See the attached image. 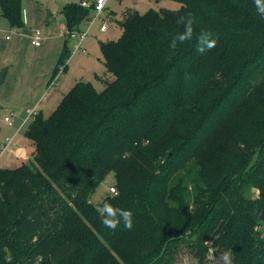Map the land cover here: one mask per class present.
<instances>
[{
	"label": "trees",
	"instance_id": "16d2710c",
	"mask_svg": "<svg viewBox=\"0 0 264 264\" xmlns=\"http://www.w3.org/2000/svg\"><path fill=\"white\" fill-rule=\"evenodd\" d=\"M83 1L60 9L68 33L91 18ZM174 1L122 14L120 36L99 43L103 90L77 81L31 120L30 160L0 169V264H175L183 244L196 264L211 248L264 264V19L253 0ZM0 11L22 28V0ZM189 12L217 41L205 54L195 40L169 48ZM110 172L117 194L99 207L131 210V230L105 228L90 201Z\"/></svg>",
	"mask_w": 264,
	"mask_h": 264
},
{
	"label": "rangeland",
	"instance_id": "374dc122",
	"mask_svg": "<svg viewBox=\"0 0 264 264\" xmlns=\"http://www.w3.org/2000/svg\"><path fill=\"white\" fill-rule=\"evenodd\" d=\"M68 2L69 0H22V22L24 28H26V26L27 29L31 27H37V29H39L41 32H57L59 30L58 21L62 17L59 12L60 8L62 5ZM180 6L181 5L174 0H109L107 2L106 9L102 12L100 17V20H103L107 24L106 31L101 32L99 30L101 26L100 20L96 21L89 30H87L90 25L89 21L83 22L80 26V32L85 33L87 30L85 38L81 43V47L84 49V51L79 50L74 52V45H76L77 43L76 37L71 38L70 36H65L64 40L66 44H68L67 48L71 52L68 60L65 62V69H63L58 74V76L60 77L59 83L62 79L63 83H67V86H69L70 84L74 85L75 82L80 80L89 81L93 85L95 90H97V92H101L104 88L101 82V77H103V74L106 73V69L103 63L101 52L99 50V43L114 41L120 36L121 31L118 26V22L123 17L122 14L129 10L136 11L140 14L146 13V11H148L149 9H166L175 11L178 10ZM91 17H93V13H91ZM52 21H54L55 23L51 24ZM8 26L9 25H7L5 19L0 16V28L6 30L5 32L22 31L24 29L23 27L15 29ZM49 58L53 59L52 56H50ZM56 63H54L49 77L52 75L53 70L56 67ZM57 86L59 88L58 84ZM59 90L57 94L60 92ZM44 93H42L41 97L44 95ZM55 93L56 92L52 91L49 92L48 94H46V99L43 100L40 97L39 103L41 107H44V111L47 110L48 105L52 104L51 109H49V111L47 112L45 111L46 113L43 115L44 118H47L53 112V110L57 106L56 104L61 101L62 96L67 92L61 93V96L57 97V99H53L52 97ZM27 111L28 110L25 111L24 118L27 116ZM3 118L4 115L0 114V136L11 138L19 122L23 121V115H21V118L17 115L14 120L15 124L13 128L7 127V125L2 120ZM29 124L30 121L24 125L15 140L17 139L19 140V142L21 140L22 143L25 141V132ZM2 139L4 140L5 138ZM25 147L27 148L25 149V151L27 152V160H22L21 158H19V163L14 168H18L22 164H27V162L30 160L34 148L31 144H26ZM0 155H2V159L0 158L1 161H4V159L8 157L9 153H6L5 151ZM114 185V174L110 172L105 177L103 182H101L92 193V197L90 198L91 203L94 206L99 207L103 200L109 196L108 188L113 187ZM256 194L257 192L253 190L252 195L255 197ZM206 244L209 246L210 242L207 241ZM183 246L184 248L181 249V252L176 256L175 264H196V259H194L191 254H189V245L183 244ZM224 254L225 253L223 252H215L211 248L207 256V261H209L207 262V264H223L222 258Z\"/></svg>",
	"mask_w": 264,
	"mask_h": 264
},
{
	"label": "crops",
	"instance_id": "0c3cea01",
	"mask_svg": "<svg viewBox=\"0 0 264 264\" xmlns=\"http://www.w3.org/2000/svg\"><path fill=\"white\" fill-rule=\"evenodd\" d=\"M77 1L69 0L68 3ZM100 21L101 24L104 22L103 20ZM6 23L8 25L7 21ZM54 23V21L51 22V24ZM58 26L59 30L57 32H41L37 27L27 29V26L26 28L22 26L24 28L22 31H15L9 34V40L5 39L6 30L0 28V114L4 115V118L10 114L13 115V124L11 126L7 125L9 128H13L17 115L20 118L23 115L24 118L26 110L37 108V114L43 116L51 109L52 104L48 105L46 112L43 110L44 107H41L39 100L42 93L45 92L41 97L42 100L46 99V94L51 91L56 92L52 98L57 99V97L62 95L61 93L68 92L73 86V84L67 86V83H63V79L59 83L60 77L58 76L53 87H51L52 89L49 88L51 82L57 76V74L54 75L53 70L52 75L49 77L50 71L53 69L54 63L58 61L65 44V36L60 33L61 29L65 30L62 17L58 21ZM33 29L39 30L42 36L40 45L37 47L31 44V31ZM50 56L53 59H50ZM58 90L60 92L57 94ZM25 118L22 122H19L11 136L12 141L6 151V153H9L8 157L1 161L2 155H0V161L2 162H0V169H14L19 163V158L27 160V152L25 151L27 148L25 145L31 144L33 146V143L26 136L23 143L21 140L20 142L17 139L15 140L24 125L29 121L31 122V119L24 122ZM2 138L6 137L0 136V142L3 141Z\"/></svg>",
	"mask_w": 264,
	"mask_h": 264
},
{
	"label": "clouds",
	"instance_id": "9594fccd",
	"mask_svg": "<svg viewBox=\"0 0 264 264\" xmlns=\"http://www.w3.org/2000/svg\"><path fill=\"white\" fill-rule=\"evenodd\" d=\"M256 13L261 19H264V0H253ZM177 23L183 25V31L178 32L169 43V48L175 51L178 45H183L187 42L195 40L196 51L200 54H205L215 48L217 41L212 38L211 33L201 31L198 34L195 31L196 19L194 14L187 13L178 17ZM100 214L101 224L108 229L115 231L123 222L124 228L131 230L133 227V212L129 209L114 206L110 202H104L97 208ZM223 264H231L230 253H225Z\"/></svg>",
	"mask_w": 264,
	"mask_h": 264
},
{
	"label": "built area",
	"instance_id": "2783aa9c",
	"mask_svg": "<svg viewBox=\"0 0 264 264\" xmlns=\"http://www.w3.org/2000/svg\"><path fill=\"white\" fill-rule=\"evenodd\" d=\"M109 0H88V1H83L81 3V6L84 7V8H88L90 5H92V11H93V17H91L88 21L90 23L89 27L87 30L90 29V27L98 20H100V17H101V14L102 12L106 9V5H107V2ZM87 30L85 33L83 32H72V33H68L66 30L64 29H61L60 33L63 35V36H70L71 38H75L77 39V43L76 45H74V49L73 51H84V49L81 47V43L82 41L84 40L85 38V35L87 33ZM101 32H104L107 30V24H105L104 22L101 24L100 26V29H99ZM13 32V31H8L7 34L5 35V39H8L9 40V34ZM42 39V36H41V32L37 29H33L31 31V44L35 47L39 46L40 45V41ZM63 65H60V67L58 68V73H57V76L54 78V80L51 82L50 84V89H52L51 87H53L54 83L56 82L57 80V77H58V74L59 72H61L63 70ZM37 115V108H34L32 110H28L27 111V116L25 118V121L26 122L27 120L29 119H34V117H36ZM13 116L10 114L8 116H6V118H4V122L6 125L8 126H11L13 124ZM11 141L12 139L11 138H8L6 137L2 142H0V154H2L3 152L7 151L10 144H11ZM108 193L109 195H116L117 194V191L114 187H109L108 188ZM262 224L261 225H257L254 230L257 231V233H259L261 236L264 235V222H261Z\"/></svg>",
	"mask_w": 264,
	"mask_h": 264
},
{
	"label": "water",
	"instance_id": "95a60500",
	"mask_svg": "<svg viewBox=\"0 0 264 264\" xmlns=\"http://www.w3.org/2000/svg\"><path fill=\"white\" fill-rule=\"evenodd\" d=\"M258 220L259 222H264V210L260 212Z\"/></svg>",
	"mask_w": 264,
	"mask_h": 264
}]
</instances>
